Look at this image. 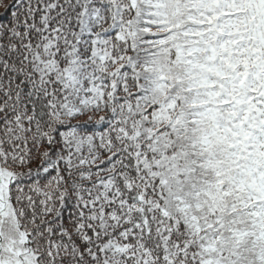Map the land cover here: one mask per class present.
I'll list each match as a JSON object with an SVG mask.
<instances>
[{
    "label": "snow or ice",
    "instance_id": "1",
    "mask_svg": "<svg viewBox=\"0 0 264 264\" xmlns=\"http://www.w3.org/2000/svg\"><path fill=\"white\" fill-rule=\"evenodd\" d=\"M0 264H264V0H0Z\"/></svg>",
    "mask_w": 264,
    "mask_h": 264
}]
</instances>
